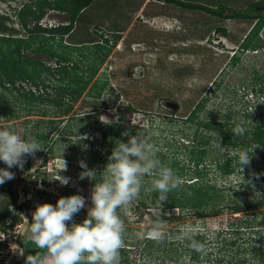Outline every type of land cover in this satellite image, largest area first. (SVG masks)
I'll return each mask as SVG.
<instances>
[{
  "label": "rangeland",
  "instance_id": "374dc122",
  "mask_svg": "<svg viewBox=\"0 0 264 264\" xmlns=\"http://www.w3.org/2000/svg\"><path fill=\"white\" fill-rule=\"evenodd\" d=\"M43 1L0 0V35L27 37L18 12L24 5L34 8ZM182 1L212 8L223 4L228 8L226 15L231 16L257 0ZM46 8L40 20L42 26L69 23L68 13ZM27 19L33 28L35 22ZM255 23L243 17H215L156 0H95L80 14L74 31L65 38V44L73 48L66 51L67 56L94 74L83 98L73 105L69 103L73 107L71 115L97 113L107 125L119 118L129 121L130 126L125 122V133H139L154 144L161 164L180 178V187L175 190L179 195L184 192L183 184L196 181L200 171L209 185L216 187L209 190L205 199L206 217H198L191 209H165L159 204L149 210L137 208L141 194L126 208L118 209L125 223L120 264H264V150L248 146L252 159L242 171L235 148L223 146L218 132L200 126L202 121L215 120L219 126L228 125L223 129L233 130L234 125H241L250 131L257 123H264V48L239 50ZM47 36L37 37L33 46L37 48ZM103 37L110 41L111 50L100 61L94 45ZM260 37L264 43V28ZM32 57L47 66L56 63L45 53H32ZM37 80L58 83L48 72L38 75ZM94 83H107L112 89L106 87L100 97H91L96 93ZM16 96L0 87L6 110L20 113L18 117L0 114V130L32 137L38 119H61L52 114L41 117L36 112H25L19 108ZM199 103L202 109L194 114ZM130 104L135 107L133 111L126 110ZM64 118L63 124L43 123L38 128L50 132L49 142H40L43 151L35 158L28 157L30 172L14 174V179L0 185V213L7 207L13 212L7 225L15 223L13 229L7 226L6 234L0 231V264H25L21 241L28 238L36 205L55 206L61 197L72 196L70 188L77 186L83 191L86 204L72 223L81 224L92 207L91 177L80 179L85 171L80 167L81 161L69 162L64 170L63 160L68 163L71 155L69 141L82 158L99 149L101 135L79 130L91 126V116L85 117V123L71 121L70 116ZM202 137L210 140H204L208 152L197 167L201 157L197 142ZM228 160L234 172L223 175L218 164ZM0 169H7L2 161ZM59 176L70 178L69 183L62 185ZM153 179L155 176L144 177L142 198L161 203L157 199L159 193L154 196L157 192L152 190ZM10 184L16 190L14 195L8 192ZM238 206L246 211L233 213L232 209ZM188 229L191 232L186 235ZM153 231H159L161 236L154 237ZM197 234L200 237L194 239ZM149 238L155 240L149 243ZM193 240L204 245L203 251L196 250Z\"/></svg>",
  "mask_w": 264,
  "mask_h": 264
},
{
  "label": "trees",
  "instance_id": "16d2710c",
  "mask_svg": "<svg viewBox=\"0 0 264 264\" xmlns=\"http://www.w3.org/2000/svg\"><path fill=\"white\" fill-rule=\"evenodd\" d=\"M95 0H44L43 2H37V7H31L29 5H24L18 12V18L20 24L23 28L28 32L27 37H12V36H4L0 35V87L5 89H9L12 92L17 94L16 100L20 103L19 108H23V110L27 113L36 112L41 115V117L56 116L58 120L50 119L46 121V119H38L36 121V125H34V129H36L34 137L39 143L40 142H49V134L50 132L41 131L42 124H63L66 120L65 116H70L69 119L71 121H76L77 123H85V117L91 116L94 120L91 123V126L87 129L81 127L79 130H85L88 133L98 132L101 135V141L99 149L95 150L92 153H88V155H83L82 158L78 157L77 149L74 146V143L69 141L68 150L71 152V155L67 158L68 167L69 162L75 163L79 161H84L87 164L88 170L97 171L96 177L91 178L90 188H92L94 184L100 183L103 181L104 175L106 173L103 171L107 163L109 162V157L111 156L113 148L121 142H127L128 138L124 137L125 130L128 129L127 126H130V122L124 118H119L117 122H113L110 124H105L100 121L97 113L90 115H71L72 113V105L83 98V94L88 88L94 74L88 73V70H84V65L80 63V61H73L72 57L67 56V50L73 49L71 45L65 44V38L74 31L75 24L80 14L90 7ZM160 2H164L167 4H173L178 7H182L185 9L191 10H200L204 11L215 17L222 18H232V17H243L246 19L254 20L255 26L248 33L246 38L243 40L240 45L239 50H259L264 48V43L260 37V32L264 28V0H257L252 3L245 9L244 11H235L231 16L226 15L228 8L223 4L219 5L216 8L185 2L182 0H156ZM46 6L49 10H58L63 13L69 14V23L68 24H59L57 26L47 27L42 26L40 24V20L44 18L46 14ZM31 18L33 22H35L34 27H30L28 23V19ZM223 34H226V30H222ZM48 35L47 37H43V41L40 42L38 47L33 46V41L41 36ZM102 37V36H101ZM104 38V37H103ZM57 43V44H55ZM83 46V45H82ZM80 46L79 48H82ZM7 49H6V48ZM55 47L57 49H55ZM59 48V50H58ZM96 49V57L103 61V57L107 56V53L111 50L110 41L108 39L97 42L94 45ZM6 49V50H4ZM62 50V52H60ZM81 50V49H79ZM101 52H103L101 54ZM32 53H45L48 55L50 59L55 60V66L46 65L41 60H35L32 57ZM235 54L234 60L236 61L238 58ZM80 55L79 57H82ZM50 73L53 78L57 79L58 83H46L45 81H38V75L41 73ZM83 72V73H82ZM88 74V75H84ZM94 90H96L95 95L91 94V97H100L103 94V91L109 85L107 83H94ZM107 87V88H106ZM264 94V91H261ZM4 97L0 98V114L3 116H11L18 117L20 115L18 110H6V105L4 103ZM169 102V101H166ZM71 103L72 105H69ZM41 105L45 106L41 108ZM46 105H52L55 111L47 109ZM135 107L133 105H128L126 110L133 111ZM202 109L201 103H199L198 107L194 110V114L199 112ZM63 117V118H62ZM125 122L128 125H125ZM215 120H207L200 122V126L203 129L209 131L218 132L221 137V141L223 146L233 147L235 149H244L248 148L250 145H254L261 150H264V123L259 122L255 125L252 130L246 131L245 134L240 137H235L231 130L223 129L228 125L223 123L224 125H220ZM237 125H234L235 128ZM48 127V126H47ZM67 130V129H66ZM68 132V131H67ZM70 135H72L70 133ZM28 136L26 135L25 138ZM207 137H202L198 144V150L200 153V158L198 160L197 167L201 166L204 161V157L207 155L208 149L207 143L204 142ZM210 138L208 139V141ZM39 153V152H37ZM36 153V154H37ZM193 153H195L193 151ZM261 156H263L261 154ZM231 162H220L218 164V169L223 172V175H229L234 172V168L230 166ZM31 165L30 161L26 160L24 163L23 169L13 167L11 171L14 174H20L21 172H30ZM200 171L198 177H196V181L193 183H185L183 184L180 195L175 192L179 186L173 191L168 193L167 201L158 203L154 201L150 203L148 198H142V194H144L141 189V197L139 198L138 207L142 206L145 209H151L154 205L163 206L165 209H191L194 210L198 217H206L207 212L205 210L206 205H204L205 199L209 193L211 188L216 189L215 186L209 185V183L205 180L206 175L202 174ZM156 178V177H155ZM8 192H11L12 195L15 194L16 190L13 188V184H10L8 188ZM70 192L72 195H81L84 196L83 191L77 186H72L70 188ZM158 195V193H154V196ZM179 196V197H178ZM156 197V196H155ZM156 200V199H155ZM159 204V205H158ZM233 213L245 212L246 209L241 207H235L232 209ZM7 207H4L0 213V231L6 234L7 226L8 228L14 227L15 223L8 224V218L12 214ZM176 218V217H175ZM200 237V234H197L194 239ZM155 239H148V242H153ZM192 244V240H191ZM21 247L23 249L24 258L28 255L40 254L45 256L46 250L39 249L30 239L26 238L21 241Z\"/></svg>",
  "mask_w": 264,
  "mask_h": 264
},
{
  "label": "clouds",
  "instance_id": "9594fccd",
  "mask_svg": "<svg viewBox=\"0 0 264 264\" xmlns=\"http://www.w3.org/2000/svg\"><path fill=\"white\" fill-rule=\"evenodd\" d=\"M246 131L245 127L237 125L232 133L238 138ZM123 135L129 136L127 132ZM219 139L221 141L220 136ZM39 151H43L41 144L34 137L25 138L15 131L0 130V161L7 169H23L26 159L35 158ZM158 151L139 133L129 136L126 143L119 141L103 170L105 178L92 188V207L81 224L72 223L74 216L86 204V198L81 195L61 197L55 206L49 203L36 205L32 222L28 223V238L39 249L46 250L47 255H28L25 264H120L125 223L118 209L126 208L139 196L145 176L156 177L151 186L154 192L159 193L157 199L161 203L166 202L168 193L180 184L174 170L161 164L157 158ZM234 152L243 171L244 166L250 165L252 154L246 148L235 149ZM63 165L66 170L68 163L65 160ZM80 167L85 169L80 179L96 177L97 172L88 170L83 161ZM7 169H0V185L15 178L14 173ZM58 180L67 185L70 178L59 176ZM190 232L188 229L185 234ZM152 235L159 238L161 233L153 231ZM193 245L197 251L204 249V245L195 240Z\"/></svg>",
  "mask_w": 264,
  "mask_h": 264
}]
</instances>
